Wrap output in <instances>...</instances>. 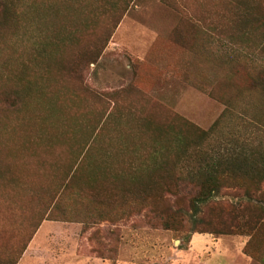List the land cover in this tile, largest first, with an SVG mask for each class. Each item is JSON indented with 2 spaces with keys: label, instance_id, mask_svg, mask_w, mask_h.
Here are the masks:
<instances>
[{
  "label": "rangeland",
  "instance_id": "1",
  "mask_svg": "<svg viewBox=\"0 0 264 264\" xmlns=\"http://www.w3.org/2000/svg\"><path fill=\"white\" fill-rule=\"evenodd\" d=\"M46 1L62 5L67 0ZM74 1L86 16L90 15L86 10L97 2ZM209 1L130 0L100 57L81 71L82 84L100 94V99L88 101L87 112H82L78 102L69 105L73 108L60 107L54 112L48 111L46 101L35 102L27 109V125L40 117L42 127L61 138L56 142L59 148L65 142L61 135L66 136L70 151L101 131L97 140L103 135L102 145L108 149L122 144L129 131L141 130L142 111H155L184 117L202 129L213 127V141L264 144V126L256 120L264 117V100L258 90L245 86V70L233 74L232 66L216 65L212 58L220 50L197 43L205 35L198 37L197 31L174 34L186 5L189 12L196 11L194 4ZM75 14L69 9V16ZM22 40L17 53L28 47L27 37ZM224 45L230 47L227 41ZM248 54L255 60L253 67L263 59L260 49ZM217 82L223 84L219 95L227 96L230 106L211 96ZM101 114L97 130L85 131L86 125L87 130L91 128L85 120ZM7 124L4 120L0 128ZM15 126L2 130L1 149L6 148L5 143L12 144ZM19 146L22 153L11 148L3 156V167L0 165V257H17L16 264H264L242 252L247 240L244 235L198 232L201 221L208 219L204 206L193 219L185 201L186 220L177 230L150 222L148 209L133 203L107 208L100 215L94 205L83 203L66 189L61 191L59 183L69 156L64 159L53 154L46 170H41L34 153L46 145L30 142L32 156L23 153L25 143ZM235 187L223 186L215 200L236 201ZM215 214L210 215L211 227L217 229Z\"/></svg>",
  "mask_w": 264,
  "mask_h": 264
},
{
  "label": "trees",
  "instance_id": "2",
  "mask_svg": "<svg viewBox=\"0 0 264 264\" xmlns=\"http://www.w3.org/2000/svg\"><path fill=\"white\" fill-rule=\"evenodd\" d=\"M129 1L97 0L94 8L86 10L90 13L86 16L74 0L62 5L46 0H0V124L8 121L0 134L16 125L12 144L0 148V165L11 148L21 152V143H25L23 153L29 156L30 142L46 145L34 153L41 170H46L45 164L53 154L64 159L69 156L59 187L94 205L98 214L133 203L139 209H148L150 222L177 230L186 220L182 211L185 201L193 219L204 206L208 219L201 221L198 232L244 235L247 240L242 252L264 263L260 254L264 253L263 143L213 141V127L202 129L184 117L155 111H142L141 130L129 131L122 144L108 149L102 145L103 135L97 140L101 131L91 134L93 139L88 143H76L70 151L66 136L61 135L65 142L64 148H59L56 142L61 138L45 130L40 117L32 120V126L27 125V109L35 102L46 101L49 112L73 108L69 105L78 102L83 109L80 111L87 112V102L100 99V94L82 84L81 71L100 57ZM202 3L194 4L199 13L189 12L186 5L174 34L197 31L198 37L205 35L206 39L197 43L220 50L212 61L222 68L232 66L233 74L243 68L245 86L258 90L264 100V0ZM69 9L77 14L69 16ZM205 11L213 14L205 16ZM24 37L28 47L17 53ZM233 45L236 50L231 49ZM253 49H260L263 58L256 67L252 66L255 60L248 56ZM222 86L217 82L210 94L227 106L229 98L219 95ZM102 116L87 118L91 128L87 130L86 125L85 131H96ZM256 120L264 126V117ZM225 185L237 187L236 201L215 200ZM214 211L217 229L211 227ZM16 262L17 257H0V264Z\"/></svg>",
  "mask_w": 264,
  "mask_h": 264
}]
</instances>
